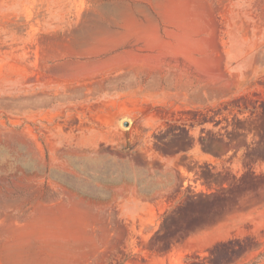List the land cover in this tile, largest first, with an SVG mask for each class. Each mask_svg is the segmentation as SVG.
Returning <instances> with one entry per match:
<instances>
[{
	"label": "rangeland",
	"instance_id": "1",
	"mask_svg": "<svg viewBox=\"0 0 264 264\" xmlns=\"http://www.w3.org/2000/svg\"><path fill=\"white\" fill-rule=\"evenodd\" d=\"M0 264H264V0H0Z\"/></svg>",
	"mask_w": 264,
	"mask_h": 264
},
{
	"label": "water",
	"instance_id": "2",
	"mask_svg": "<svg viewBox=\"0 0 264 264\" xmlns=\"http://www.w3.org/2000/svg\"><path fill=\"white\" fill-rule=\"evenodd\" d=\"M125 124H126V125H128V124H129V122H127V121H126V123H125Z\"/></svg>",
	"mask_w": 264,
	"mask_h": 264
}]
</instances>
